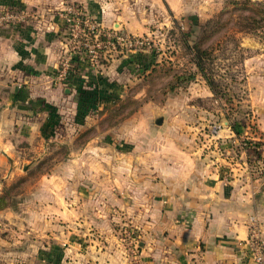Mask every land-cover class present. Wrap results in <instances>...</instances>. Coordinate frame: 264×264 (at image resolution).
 <instances>
[{"label": "crops", "instance_id": "1", "mask_svg": "<svg viewBox=\"0 0 264 264\" xmlns=\"http://www.w3.org/2000/svg\"><path fill=\"white\" fill-rule=\"evenodd\" d=\"M18 1L29 17L0 27V194L52 145L70 152L25 190L17 212L0 213L14 244L26 242L9 250V264H254L251 228L264 241V186L231 165L245 155L228 122L208 131L210 151L194 139L195 105L144 102L106 125L124 86L88 74L84 63L79 77L60 82L59 0ZM74 1L102 28L145 31L141 16L122 6L127 0ZM151 2L180 9L170 0ZM86 80L94 98L79 108ZM199 83L206 89L196 96L211 98ZM85 129L92 133L81 141Z\"/></svg>", "mask_w": 264, "mask_h": 264}, {"label": "rangeland", "instance_id": "2", "mask_svg": "<svg viewBox=\"0 0 264 264\" xmlns=\"http://www.w3.org/2000/svg\"><path fill=\"white\" fill-rule=\"evenodd\" d=\"M170 1L173 7L178 3L180 9L175 8L172 13L165 5L157 8L151 0L123 1L122 6L125 4L127 10L140 15L141 19L137 17V21L143 20L145 24L144 32L132 34L102 28L88 18L78 2L59 0L54 10L62 27L56 74L61 63L67 60L70 65L68 79L79 77L78 65L84 63L88 74L93 72L97 77H108L116 87L124 86L126 92L109 111L104 121L106 125L119 123L144 102H150L158 106L167 104L200 107L201 112L197 110L195 118L193 114H189V118L195 127L194 139L203 146L204 151H210L205 146L208 131L218 130L225 115L230 118L231 123L238 124L240 137L244 132L259 134L258 129L264 131V0H240L242 4L237 8L229 5L232 0ZM225 7L227 14L223 16ZM25 9L18 0H0V27L10 22L21 23L25 17H29L23 13L27 11ZM212 18L217 23L204 30V23ZM223 19L230 20L228 27L234 20L241 22L242 26L237 33L229 31L228 36L223 38L227 25ZM91 26L108 33L110 41H114L117 36L123 41L116 40L112 45L103 43L90 53L88 50L94 41L92 35H86L85 42L89 46L80 42L83 33L90 32ZM181 33H184V37ZM185 40L188 46L207 50L208 54L202 60L205 70L212 76L209 78L217 98L196 96L206 88L199 83L202 78L191 62ZM189 73L195 74L191 81L176 80V76H187ZM83 86L87 87L86 91H92L90 81L86 80ZM140 90L144 95L136 98ZM167 111L170 110H166V115ZM91 133L92 130L85 129L81 141L90 138ZM52 146L47 156L25 163L28 176L5 186L0 194V213L7 207L16 208L17 212L21 199L27 193L25 190L33 181L42 173L55 168L59 164L57 160L68 157L70 151L66 145ZM21 170L23 171V165ZM14 236L11 224H0V264H9L14 260L7 256L9 250L21 251L25 247V240L22 241L23 244H14ZM36 247L43 251L42 245L36 244Z\"/></svg>", "mask_w": 264, "mask_h": 264}, {"label": "built area", "instance_id": "3", "mask_svg": "<svg viewBox=\"0 0 264 264\" xmlns=\"http://www.w3.org/2000/svg\"><path fill=\"white\" fill-rule=\"evenodd\" d=\"M90 32L83 33L82 35V43L84 46H89L88 43L85 42L86 35L91 34L92 38L94 39L93 44L91 48L88 50L90 53L95 51L96 46H99L103 43L106 44H113L116 40L123 39L119 36L114 38V41L109 40V34L100 30L96 29L94 26L90 27ZM74 29H72L73 31ZM103 38V40L101 39ZM70 65L68 64L67 60L61 63L60 70H58L57 78L60 82L64 83L68 79V67ZM70 72V71H69ZM238 147L245 155L244 160H237L230 162L231 165H234L235 163H238V165H242V168L251 176L252 178L261 181V184L264 186V137L261 135H253L250 136L246 133H243L242 137H239L238 141ZM250 147L252 149H255L259 152V158L257 160H248L246 157V149ZM224 153V152H223ZM250 222L253 223V218H250ZM134 233L132 231L126 233L128 238L132 240V236ZM135 243H133V248L136 250V245L134 247ZM250 246L253 249V257L252 260L254 264H264V241L258 236L257 230L254 228H251V236H250Z\"/></svg>", "mask_w": 264, "mask_h": 264}, {"label": "trees", "instance_id": "4", "mask_svg": "<svg viewBox=\"0 0 264 264\" xmlns=\"http://www.w3.org/2000/svg\"><path fill=\"white\" fill-rule=\"evenodd\" d=\"M244 2H246V1H244ZM230 4H232L234 6V8H237L239 4L240 5L242 4V2L240 0H232L229 2V5ZM225 14H227L226 7L223 10V16ZM224 21L227 23V25L225 26V29L223 31V38L228 36L229 31L237 33V31H239L241 26H242L241 22H237L234 20V23H232L231 26L228 27V23L230 20L223 19V22ZM216 23H217V20H214V18L209 19L204 23L203 29L206 30L207 27L213 26ZM177 29H179V31L181 30L180 27H178ZM181 34L184 37V33H181ZM185 47L190 52L191 62L193 64L194 68L196 69V73L205 81V84L207 85V87L211 91L213 98H217L218 95H217V93H215L214 88H213V83H212L211 79L209 78L212 76L205 70L204 60H202V58H204V56H206L208 54L207 50L206 49H200L196 46H193V47L188 46L186 43V40H185ZM181 77H186V78L183 79ZM194 77H195L194 73L193 74L189 73L187 76L186 75L176 76V80L178 82H180V80L191 81ZM91 92L92 91H85V90H81V89L78 90V92H77V106L79 108L81 106H85V107L90 106L92 99L94 98V93H91ZM224 118L228 122V126L231 129V131L234 132L235 135L240 137V134L237 131L238 130L237 129L238 124L237 123H234V124L231 123L230 118L227 115H225ZM246 153H247V156L249 157L248 160L249 159L250 160H257L259 158V152L255 149L250 148V147H248L246 149Z\"/></svg>", "mask_w": 264, "mask_h": 264}]
</instances>
